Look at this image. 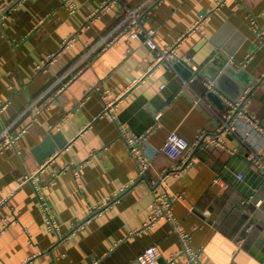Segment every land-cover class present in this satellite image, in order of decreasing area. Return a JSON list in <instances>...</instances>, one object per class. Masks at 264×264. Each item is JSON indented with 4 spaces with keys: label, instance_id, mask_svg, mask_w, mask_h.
<instances>
[{
    "label": "crops",
    "instance_id": "1",
    "mask_svg": "<svg viewBox=\"0 0 264 264\" xmlns=\"http://www.w3.org/2000/svg\"><path fill=\"white\" fill-rule=\"evenodd\" d=\"M138 6L159 48L175 45L201 75L153 66L157 50L124 28ZM2 14L0 133L18 137L0 141V264H141L151 246L160 264H185L184 254L167 262L181 247L176 222L204 264H264V170L248 157L264 147V0H0ZM243 94L260 128L241 122L209 146L216 113ZM104 97L119 98L115 118ZM121 124L146 134L144 176ZM173 130L195 144L183 172L162 150ZM49 135L53 147L37 151ZM160 180L181 196L175 219L144 228Z\"/></svg>",
    "mask_w": 264,
    "mask_h": 264
},
{
    "label": "built area",
    "instance_id": "2",
    "mask_svg": "<svg viewBox=\"0 0 264 264\" xmlns=\"http://www.w3.org/2000/svg\"><path fill=\"white\" fill-rule=\"evenodd\" d=\"M114 1V0H109ZM226 0H218L219 4L224 3ZM69 8L71 11H74L75 4L71 3L69 5ZM143 8V6H138L134 9H128L126 17L124 19L125 30L128 37L137 38L141 37L146 43V45L151 46L153 49L157 50V57L154 61L153 66L162 64V63H169L171 65H175L176 62L182 61L179 57L175 45H171L170 47H167V49H161L156 44L154 36H155V29L153 28H146L141 20L140 17V10ZM4 16L2 14L0 16V19ZM124 30V31H125ZM261 37L264 39V30L261 33ZM118 39V35L113 36L108 41V44H113ZM75 40V37L72 36L69 39H66L63 41V47L68 48L73 45ZM187 64L193 69V71H197V66L191 61V59H187ZM151 66V67H153ZM264 77V74L262 75ZM208 87L210 89H213L215 87L214 81L208 82ZM104 108L102 113L105 115H108L111 118H115L116 115V109H117V103L119 98L117 99H110L104 97ZM250 103L251 100L248 96V94H243L238 101H235L232 103V108L228 110L226 113H216L220 124L217 128V131L214 135L207 138V144L209 146H222L224 144V134H238L239 131V125L240 123H246L247 125H251L254 128H260V122L256 114H254L252 111H250ZM8 103L1 102L0 101V112L2 109L7 107ZM120 132L122 133V137L124 138L128 149H130L133 157L135 158V161L137 162V165L139 166V173L140 175L144 176L149 168V161L146 157L143 149H141V144L146 139V134L142 135H135L131 136L130 133L127 131V128L124 124H121ZM18 136H12L8 133V129H4L0 133V141H2V146L4 145H10L14 143L15 139ZM204 136L201 137V139ZM195 144L188 139H186L184 136H182L178 131H172L170 135L168 136L165 144L162 146V150L171 158L176 160H181L178 171L177 172H183L185 169H187L189 166H191L194 155H193V149ZM1 147V146H0ZM248 157L253 163L259 164L263 170H264V147L260 152L258 151H250L248 153ZM34 174L33 175H25L19 179V185H22L26 182L32 181L33 182ZM161 183V180L159 181ZM161 184H152L155 185L156 193L154 196V201L150 205V212L148 215V220L144 223V228H151L155 226L156 223L159 221L166 219L168 221H174V205L176 201L181 197L180 195L172 194L170 193L167 188L165 187L164 190H159ZM16 189H13L9 195L3 200H7L9 196H13L16 192ZM112 203V202H111ZM110 203V204H111ZM261 203V200H258L256 203L257 205ZM43 209L45 210L47 217L46 220L48 221V227L51 229H59L60 223L58 220L54 218L52 214L49 213L46 205L44 203L41 204ZM109 205H106L103 209L108 207ZM96 209V208H95ZM93 209L92 211H96ZM102 209V208H100ZM102 209V211H103ZM98 210V208H97ZM101 211V212H102ZM175 230L180 234L181 236V247L177 252L173 253L170 257L167 258V262L172 263L174 259L180 255L184 254L186 256V262L185 264H204L202 260L201 252L196 250L192 244H191V236L187 234L186 232L179 229V226L177 222L174 226ZM2 231V227H0V232ZM66 239V238H65ZM138 260L141 264H160V252H158L156 246L148 247L146 248L143 253H141L138 256Z\"/></svg>",
    "mask_w": 264,
    "mask_h": 264
},
{
    "label": "water",
    "instance_id": "3",
    "mask_svg": "<svg viewBox=\"0 0 264 264\" xmlns=\"http://www.w3.org/2000/svg\"><path fill=\"white\" fill-rule=\"evenodd\" d=\"M175 66L177 67V69L182 73V75L186 78L190 77V76H195V75H201V73L199 71H193V69L187 65L186 63H184L183 61H178L175 63ZM232 66H228L226 69H231ZM212 79H215L214 77H210ZM239 99V98H238ZM238 101V100H237ZM54 137L58 138V136L54 135ZM60 142V141H59ZM60 146H62V144H60ZM46 147V148H45ZM48 147V148H47ZM53 147V142H52V137L51 135H49L46 140L42 143V145H39L37 147V151L42 152V148L43 149H47L46 151H48L49 149H51ZM42 158L45 157V155L43 153H41Z\"/></svg>",
    "mask_w": 264,
    "mask_h": 264
}]
</instances>
